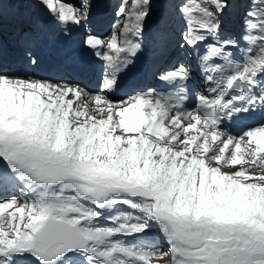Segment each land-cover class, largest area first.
I'll use <instances>...</instances> for the list:
<instances>
[{"label": "rangeland", "instance_id": "obj_1", "mask_svg": "<svg viewBox=\"0 0 264 264\" xmlns=\"http://www.w3.org/2000/svg\"><path fill=\"white\" fill-rule=\"evenodd\" d=\"M43 1L44 0H35L37 4V11H34L32 9V6L27 7L25 9H20L19 10L20 17L26 19L33 13L39 14L41 17L42 11L48 10L50 8V6L45 4ZM16 2L17 0H12L11 5L15 7ZM86 2L88 3L89 0H86ZM0 3L4 6V8L10 9L7 6L8 5L7 0H0ZM1 42H4L5 44H11V45L14 44V42H12L11 40L5 39L4 37L1 39ZM14 93L20 98L24 99L21 106H25V103L27 101V105L28 106L31 105V109L35 110L36 114L34 116L36 117V120L38 121L37 125L40 126V128L44 124H46L48 128L49 127L54 128L56 126V124H54V122L50 120V117L48 116V113H47V110H48L47 102H46L47 99L44 98V95L47 94V85L44 84V81H39V80L32 81L28 77H23L20 79H14L13 77H0V121H1L0 131H1V128L4 130V132L0 134V160L10 157L11 150L9 152V150H7L4 146H7V141L11 140L12 143L8 146L12 148L14 156L10 160H12L13 158L21 159L22 157L26 156L24 154H27L29 155V157L26 159V161L28 162L31 161L32 163L35 164L34 166H36L35 168L36 175H42L45 178L51 177L52 179L63 178L65 176H69L68 175L69 173L66 170L67 167H66L64 158L60 156L58 153H55V154L50 153L49 150L46 149L45 145L42 143L46 144V141H50V143L53 144L54 150L57 151L60 146H63V144L68 143V142H65L66 132H67L66 136L70 132H71V136H73L74 131H75L74 130L75 125L68 126V123H66V120L61 121L60 130L58 132V138L53 137L50 140H48L50 136L48 134H44L45 138L38 137L37 139H35L34 135L27 134L26 132H25V135L23 133H20L21 134L20 135L18 133V128L21 127V129H23L22 128L23 126L20 125L19 120L17 121L11 116V112L8 106V102L11 103V100H13L14 98ZM4 96H8V97H4ZM28 101H30L29 104H28ZM65 101L67 100L65 99ZM44 108H47V109L45 110ZM124 109L126 108H120L119 109L120 111H118V113H120ZM110 113L111 112L109 111V109L104 111V106H103V108H101L100 110V115H97V120L95 121L96 127H97V124L99 123L100 125L103 124L105 126H107L108 124L113 125V126L117 125L119 126V128H121V130H126L130 132L122 133L121 135L113 134V133L110 134L111 131L103 127L102 131L100 132V138L102 141H105L107 134H109L113 140H116L118 138V143L120 144V146H125L127 143L125 144V142L123 141H125V139L128 138L129 136L131 138L134 137V134H136V132L133 131V129H135L136 127L130 125L127 119L114 118L111 116L112 113L111 114ZM60 117L58 118L57 122L60 121ZM82 121H85L86 123L89 121L88 114H86L83 117ZM49 123L51 124V126H48ZM92 128H93V125H87L88 130H91ZM116 128L117 127L114 128V132ZM4 136L6 137L4 138ZM71 136L68 137L67 140L71 139ZM210 141H211L210 138H206V142H210ZM138 143H139V148L135 146H129V149L132 150V163L130 167L128 168V170H125L123 168L124 166H126L124 163V160L126 159L125 154L128 153V150L125 149V151H123V153H125L123 155L124 157L122 155L121 156L119 155L118 157H116V163H117L116 167L118 169L117 171L118 175L113 177L114 182L108 180L110 182L104 183V181H100L98 179L97 184L99 186H103L105 188L107 187L116 188V189L119 188L121 192L126 193L127 188L125 184L123 183L124 174H127L125 180L129 179L128 176L132 178V177H138L139 175L137 167L140 166L142 144L141 142H138ZM37 144H38L37 149L33 150ZM93 144H94V140L92 142V146ZM179 147H182V144H179ZM178 150L177 151L181 153L183 158L177 157L175 158V161L177 163L179 162L185 163L186 161L185 155L183 154L181 149H178ZM165 151L166 152L170 151V149L165 150ZM165 151H163L162 154L158 156L157 154H155V152L153 154L152 149L147 150L146 156L143 162V167H145L147 170H152V169L157 168L159 162H161V158L166 153ZM100 162H104V159L101 158ZM4 163L7 165V167H5L6 165H3V166L7 170L9 169V164L15 165L14 163H7V162H4ZM209 163L212 164V161ZM249 164L251 165V163ZM85 165L87 166L86 159H85ZM85 165L81 161L79 162L78 167L85 174L86 179L87 178L93 179L91 177L92 174L90 172L91 170L92 173H94L92 168L87 166L90 169L89 170L87 169ZM213 167L215 168V166ZM255 168L256 169L245 171V173L242 172V170H240L239 168H237L238 170H240V172H239V175L236 176L239 181L237 182L238 189L236 191H239L240 193H244L243 183H248L250 185L252 182L255 185L259 186L260 188L264 187V155L262 157L261 163L256 165ZM210 169L211 167H209L208 164H205L201 172L196 171V174H198V176L200 177V179L197 180L195 179L193 175H191L190 177L188 176L190 172L195 171L192 165H189V169L182 176V177H185V180L182 178L183 182L180 183L181 186L176 188V186H179L180 184H177V183L174 185L172 183L166 184L167 189L163 188L162 192L160 193L161 202H156L154 198L155 206H153V210H155L156 208V210L159 211L160 213L167 214L166 204L169 201V198L171 197V199L173 198L177 199L175 202H178L176 214L170 215L171 218H174V216L178 215L177 212L179 213L181 211L179 217H183L185 220H189L187 216V210H188L189 214L198 216V217H195V219L198 220L199 217L200 218L207 217L208 216L207 210L209 209L210 221H217L221 225H225L227 222L230 226H232L231 223H233L234 225H237L238 228H244L243 233H248L249 235H253L256 228L264 229V197L261 195H258L257 194L258 192H254V194L252 193V196L250 198L252 202H245L247 199L242 198V196L233 194L234 204L232 205L231 202L225 201V197L227 195H230L229 193L230 191L226 185L219 182L220 180L219 172L223 174V171H224L226 173L228 172V174L233 175L235 170L237 169L232 168L231 170H226L227 167L225 169H217L218 170L217 176L216 174L211 175L212 173L210 174L209 172ZM205 170H207V173H205ZM5 177H7L6 172L0 169V179H4ZM217 177L219 178V180ZM85 178H82V181L85 183V188H78L79 185H77V187L76 185L74 186V188L80 194H87L88 189L92 190V188L95 185L94 184L95 179H93V182L91 183L89 181H85ZM72 179H75V177H73ZM78 180L80 179H77V181ZM207 180L209 182L211 192L214 195H217L218 192L223 195L224 197L223 202L216 203L212 200L210 196L209 198L206 197L204 190L207 188ZM64 183H65V180H63L62 186ZM2 185H4L3 182H2ZM103 187H100V188H103ZM143 187H145L143 189L147 188L146 185H144ZM240 187H243V189ZM17 188H18L17 191L19 192L18 200L19 202H22L23 204L22 206L23 208L26 209L27 213L30 211L24 206V204L25 202H28L30 198H33L34 200H36L35 202H33L32 205H34L33 207L35 208L37 214H40L41 211L44 214L47 213L48 208H46L44 203L38 198V195L35 192H30V190L24 184H21V183H18ZM69 191L74 192V189L70 188ZM11 199H14V198L11 197ZM157 200H159L158 197H157ZM162 202H163V205H161L160 207L159 203H162ZM235 202H240V204H237ZM59 204H60L59 198L54 197L50 199V201L47 203V206L50 208H54L58 206ZM192 204H194L195 212L192 209ZM14 209L15 210L20 209V206L16 205ZM25 217L26 216H20V215L15 214L13 218L16 219V222H18V218H20L21 222L26 221L28 222V224L32 222L33 220L37 219L35 217H30L28 219ZM42 217H40L39 219H41ZM13 218L10 220H13ZM209 218H206V219L204 218V220L208 221L207 219ZM256 233H259V232H256ZM20 247H21V242L16 233L15 223L13 224V222L11 223L7 220L5 221L3 220L2 222H0V258H6L8 257L7 255H10L14 252H19ZM25 248H27L26 243H25ZM209 253L211 254L212 257H216L218 256L220 251L218 249L212 248L211 250H209ZM242 258L245 259V263H247L246 262L247 260L251 262L252 264H264V262L259 261V259L256 258V256L248 255V256H245V258L244 256Z\"/></svg>", "mask_w": 264, "mask_h": 264}, {"label": "bare ground", "instance_id": "obj_2", "mask_svg": "<svg viewBox=\"0 0 264 264\" xmlns=\"http://www.w3.org/2000/svg\"><path fill=\"white\" fill-rule=\"evenodd\" d=\"M4 97H8V96H4ZM23 100H24L23 98H20L19 96H17L14 93L13 100H11V103L8 102V106H9V110L11 112V116L14 119H16L17 121L19 120L20 125L23 126L22 127L23 129H21V127L18 128V133L19 134L23 133L24 135H25V132L27 134H32L35 136V139H37L38 137H42V138L44 137L45 138L44 134H48L50 136L53 134V136L51 138H53V137L58 138V132L60 130V125H61L60 121L58 122V124H56V126L54 128L53 127L48 128L46 126V124H44L40 128V126L37 125L38 121L36 120V117L34 116L36 114L35 110L31 109V105L30 106L27 105V101L25 103V106H21ZM17 102H18V104H17ZM29 102L30 101H28V104H29ZM5 108H6V106H5ZM137 108L135 106H129L126 109L122 110L120 113L114 112V114H112L111 116L114 118L127 119V121L130 123V125L134 126L132 124V122H134V121L140 122L141 118L143 116ZM108 114H109V112H108ZM57 115H58V117H60V112L57 113ZM0 124H1V121H0ZM48 126H51V124L49 123ZM56 127L58 128V130ZM103 127H104V125L101 124L100 127L97 129L96 135L93 138L94 144H93V146H91V148L89 150V155H87V153L85 151V154L88 156V158H87L88 160L86 159L87 166L92 168V170L94 172L93 174L95 176H97L98 178H100L102 180L108 179V180H111L114 182L113 177L118 175V172H117L118 169L116 167V164H117L116 163V157L119 156L120 151H123L124 146H120V144L118 143V138L116 140H113L109 134H107L105 141H102L100 138V132L102 131ZM55 129H56V131H55ZM81 129H82L81 127L78 128V130H81ZM85 130H86V128H85ZM254 130L259 131V132L262 131L261 129H258V128L254 129ZM54 131H55V133H54ZM66 134H67V132H66ZM66 134H65V142H67L68 137L71 136V133L68 134L67 136H66ZM96 138H99V139L97 140ZM149 149H151V148H149ZM149 149H146L145 146L142 144L140 166L137 167L139 175H138V177H132V178H130L128 176L129 179L125 180L127 174H124L123 183L126 184L128 186V188L131 190L143 191V192L149 193V194H153L154 192L158 193L159 190L162 187H164L166 184L172 183L174 185L176 183L177 184L182 183L183 179L181 177L183 176L184 173L187 172V170L189 169V165L186 166L184 162L177 163L175 161V158H177V157L183 158L181 153L177 151V153L175 154L173 150H170L167 152L164 150L166 153L161 158V162H159L157 168L152 169V170H147L145 167H143V162H144V158L146 156V152ZM127 150H128V153H126V154L123 153V155L125 154V157H126V159L124 160V163L126 166L123 167L125 170H128V168L130 167V165L132 163V150L129 148ZM93 156H95V157L93 158ZM101 158L104 159V162H100ZM3 165H6V164L3 163ZM5 167H7V165ZM14 170H15V165L9 164L8 171L12 175L14 173ZM21 171H23V169H21ZM205 173H207V170H205ZM233 175L229 174L230 185L228 186L227 181L224 179V174L219 172L220 182L222 184L226 185L230 191L229 192L230 195H227L225 197V201L231 202V204L233 205L234 204L233 203L234 202L233 194L238 195V196H242V198L247 199L245 202H252L250 198L252 196V193L254 194V192H258L257 193L258 195H261L264 197V187L260 188L259 186L255 185L252 182L250 185L248 183H243L244 193H240L239 191H236L238 189L237 188V182H239V181H238L237 177L235 178ZM143 182H146V186H147L146 189H143L141 187V186H144V185H142ZM177 187L178 186H176V188ZM243 187H240V188L243 189ZM204 193L206 194V197L209 198V196H210L212 198V200L216 203H220V202L224 201V197L221 193L218 192L217 195H214L211 192V188L209 186L208 180H207V188L204 190ZM12 198L15 199V197H13V196H12ZM176 200L177 199H175V201ZM235 203L240 204V202H235ZM177 206H178V202H174V205L172 207L169 206V208L167 209V213H169V215L176 214ZM192 209L195 212L194 204H192ZM66 229H64L63 232L59 231L58 233L63 234V235H69V233L64 232Z\"/></svg>", "mask_w": 264, "mask_h": 264}, {"label": "water", "instance_id": "obj_3", "mask_svg": "<svg viewBox=\"0 0 264 264\" xmlns=\"http://www.w3.org/2000/svg\"><path fill=\"white\" fill-rule=\"evenodd\" d=\"M47 242H49V241H47ZM49 244H51V243L49 242Z\"/></svg>", "mask_w": 264, "mask_h": 264}]
</instances>
